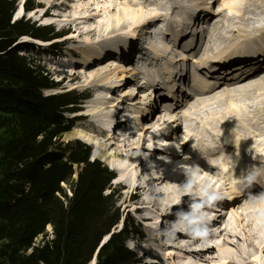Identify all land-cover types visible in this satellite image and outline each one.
Masks as SVG:
<instances>
[{"label":"rangeland","instance_id":"374dc122","mask_svg":"<svg viewBox=\"0 0 264 264\" xmlns=\"http://www.w3.org/2000/svg\"><path fill=\"white\" fill-rule=\"evenodd\" d=\"M17 1L18 0H15V2ZM201 1L202 4H199ZM210 1L211 0H35V2L38 3L41 7L31 11L28 14H25L22 18H18L17 20L21 22L29 21L36 27L49 26L52 30V34H59L61 36L49 42H36L24 36L22 40L27 43L28 47H25L26 49L21 50L19 53L39 60V64L43 66L50 75H57L54 77L51 76V79L54 83L57 84V86L52 90H44L42 92L43 97L56 96L64 93H72L71 95L75 97L87 96L86 99L81 100L78 103V107L73 111H71V109H66L62 112L64 118L70 120L71 124L69 130L61 136L60 141L63 143L79 141L82 143L84 141L77 134H83L85 136L89 135L94 139V141H97V143H99L98 150H100V152H104L105 150L100 148L109 147L108 152L111 151V155H108V160L112 159L113 157L115 161L119 162L121 161L119 160L120 156H130L129 160L124 164L126 166V164L128 163L125 167L127 176L125 177L124 181V183H128V180L133 172L129 171L130 165L134 167L131 162L135 157H138L137 152L146 153L147 150L150 149L148 146L153 144L154 142H157V140H150L152 134L158 133L163 137L166 130L168 129L166 128L167 125H161L160 123H158L159 120H163L162 118H158L156 116L154 119L152 118L149 120L148 123L151 125V128L148 130V132L143 133V131H137L135 133L134 130L135 134H132L129 139V141H132V144H129V141H124L125 144L129 145V147L124 148L121 146L124 143L118 142V145L120 144L118 146L115 142L113 144L112 140H107L105 135H101L99 132H95V130H98L99 126L106 124L107 114H105L104 110V107L106 108L105 102L111 101L113 103L116 100H121L124 93L132 92L131 85L126 87L124 92H121L124 88H119V85H123L125 82L119 83L116 81L115 78L119 76V73L117 72L118 69L123 68L124 73H131V70H133V64L136 63L138 57H141V55L145 56V51H147L148 56L144 57L146 61L153 64L158 63V65L155 69L149 67L145 68L143 70L144 73H152V76L160 78L166 77V75L168 74L177 72V68H174V64L177 65V62L179 61L185 63L186 65H189L191 70V66H193L196 62H199V60L204 59L209 53H211L210 48L213 45V50H215V53L220 56L227 55L234 49L241 47L243 42L237 41L236 37L241 39V35H244L243 33L247 31V25L254 27L253 23L256 22L255 20H258L259 17L261 19L264 18V0H246L245 2L243 1V3L237 2L235 5L230 4V0H219L214 2V8L212 11H210V7H208V14H203V16L200 18L201 21H198L199 25L197 26L196 30L202 32V28L206 26V24H204L206 18L214 16V23L218 22V27H216L217 31L220 30L218 34H213L212 26L208 27L206 29L205 40L202 41L201 44L197 43L196 48L194 49V47H192V49L190 50L189 48L183 46L176 47L174 42L172 43L168 41L169 38L165 39L163 37V30L170 29V40H173L172 34L175 30H179L181 32L180 40L186 38L185 36H183L182 28L190 26L188 24H184L188 21H192V18L189 17V15L192 16V14L196 11V15H194V18L197 20V12H202V10H199L198 7L204 6L205 4L211 5L209 4ZM220 1H222V6H220L219 4ZM159 3H162L163 5L160 6ZM252 3H260L259 6L261 13L260 11L252 13L248 12L247 4ZM129 4L130 7L134 10H137L139 14L142 13V16L138 22H136L134 18L126 19L124 21L119 20L113 21V25L109 29L102 28V24L108 21V13L114 14L116 10L121 12V10H119V7H126ZM232 5L234 7V10H232V12L235 11L236 14L229 12V10L227 9L228 6L231 7ZM45 10H47V16L45 18H40V15ZM154 15H158L159 18H161L163 21L159 19L158 23H152V19L155 18ZM205 15L207 16L206 18L204 17ZM257 15L259 17H256ZM250 16L251 20L247 19L248 17L250 18ZM13 17L12 20L16 21ZM173 17L176 18L169 19ZM177 17L179 18V20ZM260 21L262 22V20ZM231 23L235 27L230 26ZM146 25H149L147 28H152L153 32H155V30H159L160 35L154 36V33L150 34L146 32ZM151 25L153 26L151 27ZM176 25H180V27L175 28ZM117 27L121 29H127V31L124 33L118 32ZM111 29L115 30L111 31ZM232 31H234V34ZM262 32L264 33V31ZM106 33H111L110 35H108V38L103 37V35H105ZM228 35H233V37H231V40L229 39ZM137 36H140L141 38L143 37V43L142 48H140L141 50L136 52L134 50V45L136 43L133 39H136ZM260 37L261 36L257 35V37L254 39L258 40L260 39ZM99 38L100 40L104 39L102 43H97V39ZM144 38L151 39L157 44L159 41H161V46H167V52L161 53L162 51L159 50V59L152 60V58L155 57L152 56L153 50L147 45H144V43L147 41L144 40ZM24 39H26L27 41ZM188 39L193 42L196 38L190 36L188 37ZM178 42H176V44ZM230 42L231 44H229ZM180 43L185 44L183 41H180ZM114 46L120 47L114 48ZM161 49H163V47H161ZM99 51L105 52L106 57L102 56V60L99 59L94 62L89 60L88 63L80 65V62H85L86 60L91 59L92 55L96 54ZM115 52H119V54H116ZM137 53L140 55H138ZM196 53L198 54V56H195ZM158 54L156 55L158 56ZM193 57H195L196 60ZM182 58L184 60H181ZM170 61H173V63H169ZM94 74H98V76L95 78H89L90 75ZM73 75L77 76V78H73ZM105 76H108V78L112 79L111 84L113 86H111V88L109 89L108 94H106V92L104 91L106 85L102 83L101 80ZM261 76L262 77H260V79L256 80L259 82V84L255 82V79H251L252 81H254L256 86L258 85V87H260V89H254V87H252L250 89H244L242 91H233L232 98L228 100L222 99L221 101L223 105H221L220 107L211 104L213 105L211 107H217V115H207L206 112H203L204 109H202L199 112H196L195 115H190L194 118L193 122L197 123L198 127H201L202 123H204L206 119L207 121L208 119H215V121H217L218 119H220V117H230L232 112L245 115L246 113L256 112L261 106L264 107V74ZM60 77H64V79L59 81ZM127 77L128 75L126 74L125 78ZM129 79L131 80L132 77H129ZM84 80H88L87 83L84 84ZM145 83L146 85L151 83L150 79L147 78V81ZM247 85H252V83L245 84L242 87H245ZM142 89L144 90H141V94L133 96L134 98H132V101L138 102L144 95H147V88L143 87ZM136 91L137 90H135L134 93ZM119 94H121V97L119 96ZM117 96H119L120 98H118ZM127 102L128 101L123 100L117 101L116 103H118V105H121L122 107H128L129 105ZM225 102L226 104H224ZM260 103L263 105H261ZM96 106H102L103 108L101 111L94 113V115L97 116L96 120L91 121L89 116H87L86 119H75V117H79V115L84 114V111L86 109L94 108ZM255 107L257 108L254 111L253 109ZM197 114L199 115L200 119H197ZM133 116L130 117V122H132V124L136 122V117L133 120ZM135 116H138V114L136 113ZM170 116V121L173 117L174 119H176L177 117V115ZM165 118L169 117L165 116ZM253 120H256V123H258V116H254ZM143 123H145V120H143ZM219 123L220 121L216 122L217 125H219ZM167 124H171V122H168ZM205 125L210 126L207 125V123L203 124V126ZM194 127H196L194 123L188 124V132H194ZM244 128H246L247 131L249 129V127L247 126H245ZM256 129H258V133L261 134L258 138L260 141L258 145L259 147L263 146L264 148V144L262 143L264 142V131L260 130L258 128V125ZM176 131L179 132V130ZM181 133H183V130H181ZM86 145L90 148L89 160L93 161L92 152L95 148L97 149V146H95L94 143L92 145ZM188 149L190 151L191 147H188ZM94 160H98L99 162H101L110 172L114 174V178L115 176L117 177L118 171L115 168H111L108 162L103 160L102 157L96 156L94 157ZM125 161L126 160H123V162ZM170 165L171 163L168 162L167 168H171ZM226 165L227 164L223 163V166ZM236 166L239 167L238 164H236ZM165 167L166 166L162 165L160 166L159 170L162 172L164 171ZM261 167H263V165H261ZM259 168L260 166H258L256 163H252L249 167V170H259ZM141 169L142 167L134 169L135 173L137 174L135 178V185H137L139 180H141L142 178V176L139 175ZM121 170H123V168ZM161 172H159V176H161L160 181L164 183L162 187H158L157 189H155L160 193L157 198L151 195H148L146 197L145 191H134V185H131V188H128V186L119 187L115 179H113L109 183L110 187L104 193L108 194L110 190L114 191L113 200L116 201L115 208L118 209V213L120 214L117 227L115 229H112V231L116 232L120 230L122 228V222L130 221L133 224V228L131 229H134L135 232L132 235L131 233H129L128 235V247L132 249L137 258L140 259L139 264H193L197 261H200V264H211L210 260L215 261L214 264H217L219 260L217 259L216 249L219 246L226 248L231 253V257H229L225 262L222 261V263L220 264H264V237L260 239V236L257 233L258 228H261V235L264 236V209L259 211L252 208L255 207L257 202L264 201V199L244 203L245 206L249 207L246 208V210L240 208L238 209L237 216H241L242 220H240L241 222L236 227L232 222L234 226H232L233 231H231L229 238L225 234L224 230L220 234H218V238L211 239L215 235L212 234L211 237H208L210 239H204L205 241L209 242L206 245V250L202 251V256L200 253V259L192 257L191 255L181 253L180 250L174 248L169 249V247H166V240L171 237H166L168 234H166L165 229H161L159 227L154 228L151 219L161 216L162 213H164L163 211L165 210L166 213H169L168 216L173 221L177 219L175 220L177 227L185 229L187 224L192 223L196 218L194 215H185V211L190 209V205L192 203H202V205L206 207L207 202H205L203 199H184L183 195L190 186L188 185V183L191 180V177L183 176L179 180V182L172 188V190H169V185L166 183L169 181V177H167L168 175L165 176V174ZM209 172L211 174H208L209 177H219L221 182L224 184L223 189L219 192L221 195H225L226 193L231 194L234 191L233 186L229 184V182L227 181V177L225 176L223 171ZM243 173V170H240L234 174L232 172L233 176L231 178L233 180L238 179L239 177L241 178ZM253 174L257 179L259 178V172ZM73 178H76V174L73 176ZM167 189L168 193L165 194L164 192ZM198 192L196 193L193 188L194 194H199ZM132 194L137 195L136 198L138 201L136 202V205H132V203L129 201V196ZM178 195H180L179 198L177 197ZM174 201L177 202L174 204ZM154 202L159 203L161 206H159L158 208H153L151 204ZM233 205L236 206L235 202H233L231 205H227V207ZM147 206L148 208H146ZM171 206H174V209L172 211H169L168 209L171 208ZM136 207H139V210L135 211ZM179 213H181L183 215V218H185L184 220L181 219L182 223H179ZM190 216H193V218L189 221ZM148 217L152 218L149 220ZM143 219L145 220V222L143 221ZM159 220L160 218L157 219V222H159ZM182 224H185V226H182ZM150 227L153 228L150 229ZM129 231L131 232L132 230H130L129 228ZM46 232L50 234V231L47 229V227ZM204 233L205 232H202L201 235H203ZM206 234L208 235L209 232L206 231ZM106 239L107 237L104 238L105 241ZM40 240L41 237L36 240V243H38ZM185 244V241L181 239L178 246L185 248ZM136 245L137 248H135ZM167 251L170 253H167ZM144 253L145 257L142 258V255ZM180 256H183V258L179 259V261H184L182 263L177 261V257ZM184 257L188 258L186 262L185 260H183Z\"/></svg>","mask_w":264,"mask_h":264},{"label":"trees","instance_id":"16d2710c","mask_svg":"<svg viewBox=\"0 0 264 264\" xmlns=\"http://www.w3.org/2000/svg\"><path fill=\"white\" fill-rule=\"evenodd\" d=\"M15 4L0 0V264H87L96 249L95 264L140 263L127 246L133 224L112 231L120 214L114 191L104 193L114 174L89 160L84 143L60 141L71 124L62 112L87 96L43 97L57 84L39 60L19 53L28 47L24 36L49 42L61 35L13 21ZM40 7L25 0L23 11Z\"/></svg>","mask_w":264,"mask_h":264},{"label":"bare ground","instance_id":"6f19581e","mask_svg":"<svg viewBox=\"0 0 264 264\" xmlns=\"http://www.w3.org/2000/svg\"><path fill=\"white\" fill-rule=\"evenodd\" d=\"M23 0H20V3ZM219 1V0H211L209 4L211 5H207L205 4L204 6L198 7L199 10H202V12H197V21H201V17L203 16V14H208L207 10H209L208 7H210V11L213 10L214 6V2ZM243 1L245 2L246 0H230L229 3L235 5L237 2L239 3H243ZM234 2V3H233ZM202 4V1L199 3ZM220 6H222V1L219 2ZM160 6H162V3H159ZM207 5V6H206ZM233 5L230 7L228 6L227 9L229 10V12H232V10H234ZM260 3H252V4H247V8H248V12L252 13V12H258L260 11ZM219 7V6H218ZM121 10V12H119L118 10H116V12L114 14L112 13H108V21L104 24H102V28L103 29H109L112 25H113V21H119V20H126V19H132L134 18V20L136 22L139 21V19L142 16V13L139 14L137 12V10H134L130 7V4L127 5L126 7H119ZM197 8V9H198ZM118 9V8H115ZM204 11V12H203ZM30 13V12H29ZM155 13V12H154ZM153 13V14H154ZM196 11L191 15H189V17H191L194 20V15ZM234 14H236V12H232ZM261 13V11H260ZM22 14V9L20 7H17L16 11L14 12V19H18L20 17V15ZM47 10H45L42 13L41 18H45L47 16ZM58 14V13H57ZM210 14V12H209ZM204 16L205 18L207 16ZM220 15V14H218ZM217 15V16H218ZM259 15V13H258ZM256 17H259V16ZM155 18L152 19V23L155 24L158 23V20L160 19L161 21H163L161 18H159L158 15H154ZM153 16V17H154ZM176 18V17H175ZM173 18H169V19H175ZM178 18V17H177ZM208 22H207V28L212 26V30H213V34H218L217 28L218 27V22L214 23V16H210L207 18ZM247 19L251 20V16L250 18L248 17ZM179 20V18H178ZM254 20V19H253ZM262 20V22L260 21ZM168 21V20H167ZM204 21V20H203ZM256 22L253 23L254 27L247 25V31H245L243 34L241 35V39L237 38V41L243 42V44L241 45V47H238L237 49H234L233 51L229 52L227 55L224 56H220L218 54L215 53V50H213L214 45L212 46L211 49V53H209L205 58H207V64H210L209 60L213 59L215 60L214 62H217L218 65H221L224 71H222L221 75H224V79H223V83L224 82H229L228 80H226V77L231 76L232 74L236 73V71H241L242 70V66L241 65H231L230 63L233 61L238 62L239 60H242L244 56H247L251 53H253L254 51H264V33L262 31H264V18L261 19L259 17L258 20H255ZM195 22V21H193ZM236 25V23H235ZM104 26V27H103ZM149 25L145 26L146 31H148L147 27ZM153 25H151L152 27ZM178 25H176L177 27ZM230 26H234L232 25V23L230 24ZM175 27V26H172ZM180 27V26H179ZM235 27V26H234ZM118 28V32H126L127 29H121L119 27ZM115 28V29H117ZM115 29H111L115 30ZM195 29L197 30V27H195ZM205 29L202 28V30ZM235 29V28H234ZM116 32V33H118ZM199 32V31H197ZM234 34V31H232ZM262 32V33H261ZM180 31L179 30H175L174 33L172 34L173 37V42L176 44V42H178L181 38L180 36ZM183 36H185L186 38L181 39L180 41H183L185 44H188L189 46H191L189 48V50L192 47H196L197 43L199 42V38L197 37L196 39H194V41H190L188 39V33L187 32H183ZM111 33H106L105 35H103L104 38H108ZM158 32H155L154 36H157ZM255 35V36H254ZM258 36H261L260 39H254ZM229 39L231 40L230 35H228ZM116 38V37H114ZM26 40V39H24ZM104 39H97V43H102ZM135 40V45H134V50L140 51L142 48V43H143V37L141 38L140 36H137ZM27 41V40H26ZM36 42H40L35 40ZM180 41L177 44H180ZM110 43V42H109ZM160 44L161 41L157 43L153 42L151 39H148L144 45H147L149 48H151L153 50L152 56H155L152 58V60H157L159 59L160 55L158 54L159 50L162 51L161 53H166L167 52V46H161ZM231 44V42L229 43ZM173 46V45H172ZM120 46H114V48H118ZM161 47H163V49H161ZM134 51V52H135ZM135 52V53H136ZM147 54V51H145ZM116 54H119V52H115ZM140 53V52H139ZM138 54V53H137ZM158 54V56L156 55ZM140 55V54H138ZM102 56L106 57V53L99 51L96 54L92 55V58L94 59H88L85 62H80L81 64H85L88 63L89 60L94 62L96 60H99L102 58ZM147 56V55H146ZM144 55H141V57H138V60L143 59L142 57H146ZM195 56H198V54H196ZM89 58V57H87ZM195 60L196 58L193 57ZM102 60V59H101ZM100 60V61H101ZM162 60V59H161ZM181 60H184L183 58ZM202 63V66L199 70L204 71L206 70L208 66L204 67L203 64V59L199 60ZM141 62V61H138ZM161 62V61H160ZM225 62H228L227 65H224ZM215 66V65H214ZM247 66V65H246ZM204 67V68H202ZM228 68V69H227ZM245 68V67H244ZM233 69V71L231 70ZM246 72L249 71V69L245 70ZM242 72V74L245 73ZM119 76H117L115 79L117 82L119 83H123L125 82L123 85H119V88H124L122 89L121 92H124L126 87H128L129 85L132 86V92L131 93H124L122 95L121 100H116L115 102H111V101H106L105 102V106L104 110H105V114H107V121L106 123H108V131H111V133H114V135L116 136H110L108 138H106L107 140L110 139L114 142L117 143H124L128 142L130 139V136L132 134H135L137 131H143L144 132H148V130L151 128V125L148 123L150 118H148L146 115V113L149 111L147 104H150L152 106H154V110L151 113H156L155 115L158 118H162L165 119V121H159L158 123H160L161 125H167V129L164 136L162 137L161 134H152V136L150 137V140H157V142L149 145L148 147L150 149L147 150V152H137L138 153V157L134 158L135 163L137 164V167L134 168L132 166H130L129 171H133L132 175L130 176L128 183H124L125 181V177L126 172H125V167L124 165L130 158V156H120L121 161H115V159H109L108 160V155H111V151L108 152V148L103 147L100 149H105L107 151L104 150V152H100V150H98L99 147V143H97V141H94L93 138H91L89 135L85 136L83 134H77L83 141L85 144H95V146H97V149L95 148L94 151L92 152V158L94 159V157L96 156H100L102 157L103 160H105L106 162H108L109 166L111 168H115L118 173H117V177L115 176V181L118 183V186H128V188H131V185H135L136 182V173L134 169H137L139 167H142L141 171L139 172V175L142 176V183L141 186L143 188V190H145V195L146 197L148 195L151 196H155V198L158 197V195H160L159 192H157L158 187H162L163 183L160 181L161 176H159V172H161L157 166L158 165H164L166 166L164 171L165 176L168 175L167 177H169V181L166 182L169 186L168 189L172 190V188L179 182V180L183 177V176H189L191 177V180L189 181L188 185H190L188 187V189L186 190V192L184 193L183 197L184 199H190L193 200H200V199H206V202L208 203L207 206H210L209 204L210 202V195L212 196H216L219 194V191L223 189L224 184L221 182L220 178L218 177H209L208 174H210L209 171L210 168L212 169H221V165L217 164L216 162H221L224 164H227L226 167L230 168L228 166V164L231 163H236L239 164V167L241 168L243 165V162H250L251 159L250 157L252 156V161H256V163H258V161L256 160L255 155H253V152L256 153H261L263 156V161H264V148L263 146L259 147L258 144H255L254 147L250 146V134L253 135V133H256L259 135H261L260 133H258V129L257 128V124L256 120L254 119V116H258V120L259 122H264V107H259V109L254 112V113H246L244 114H237L236 112H232L231 116L228 118H224V117H220V119H218L217 121H215V119H207L204 121V123H202L201 127H198V124L193 122L191 119L193 117H191L190 115H195L196 112H199L200 110L204 109L203 112H206L207 115L213 116V115H217V107H220L221 105H223L222 103V99L228 100L230 98H232L233 96V91L237 92V91H242V90H246V89H250L252 87H254V89H260V87H258V85L256 86V84L254 83V81H252L251 79H245L244 82L241 83V81L239 80V82H230V84L228 83H224V84H228L227 87H222V88H218V87H213L211 88V86H221L219 84H222V82H218L217 77L220 76V74H215L214 72L211 70H208L206 72V74L211 75L212 77H208V75H203L200 73V71H198L199 74H196L194 72L193 69H185V75L189 74V78H187L188 80H190V78L192 77V83H193V87L187 86V91H185L186 88V84L187 83H183L182 88L180 90V92L182 94H184L185 96L188 95L189 92H196L193 94H190L192 96V98L184 103L183 105V100L181 99L182 96L180 95H176V89L173 85H175V83H177V80H175V82L173 83V85H171L167 91H162L166 94L168 97H170L168 100L167 99H163V101L156 103L155 99H145L146 95H144L142 98L144 99V101L142 102L143 105L140 106V101L135 102L132 101L133 94L134 91L136 90V88L140 85H143L144 82H146L147 78L152 76V73H144L142 74V72H137L134 70H131V73H124L123 68H119L118 71ZM126 74L128 75L127 78ZM141 75V76H140ZM98 74H94V75H90L89 78H95L97 77ZM129 77L134 78L132 81L129 79ZM260 77H256L253 78L255 79V82L259 84L258 79H260ZM73 78H77V76L73 75ZM174 78L173 74H168L166 75V77H155L153 76L150 79V82L155 84L157 82L163 83L165 85L168 84H172L171 79ZM184 78H186V76H184ZM161 79H166V81H159ZM182 79V77L180 78ZM102 83H104L106 86L104 88V91L106 92V94H108L109 89L111 88V86H113L111 84V78H108V76L103 77L102 79ZM135 80V81H134ZM88 80H84V84L87 83ZM250 84L252 83V85H247L245 87V84ZM224 86V85H222ZM173 87V88H172ZM163 88H165V86H163ZM179 89V88H178ZM158 92H161V90H158ZM145 94V93H143ZM121 94H119L120 96ZM119 96H117L118 98H120ZM148 97V96H147ZM166 98V97H165ZM126 100L128 101V107L124 106L122 107L121 105H118V103H116L117 101H123ZM167 100V101H166ZM170 103H169V102ZM192 101V102H191ZM135 102V103H134ZM232 102V101H229ZM228 102V103H229ZM264 103V102H263ZM211 104L216 105V108H213L211 106ZM226 104V102L224 103ZM261 104V103H260ZM263 105V104H261ZM150 106V107H152ZM167 106V109H166ZM257 107H255L253 110L255 111ZM103 108L102 106H96L94 108H90V109H86L84 111V116H89L91 121H94L97 119V116L94 115V113H97L98 111H101ZM213 109V110H212ZM143 111V112H142ZM150 112V111H149ZM202 112V111H201ZM138 113V116H135V114ZM140 113H142V115H140ZM150 113V114H151ZM174 113V114H172ZM133 114V115H131ZM163 114V116L161 115ZM171 115H177L176 119H174V117L172 118V120L170 121ZM153 115L152 118L154 119L156 116ZM161 115V116H160ZM168 116L169 118H165V116ZM133 116V120L136 117V122H134L132 124V122H130V117ZM216 118V117H215ZM80 119H86V118H80ZM197 119L199 118V115L197 114ZM143 120H145V123H143ZM153 121V120H152ZM219 125L216 124V122H219ZM142 122V124H141ZM168 122H171V124H167ZM194 123L196 125V127H194V132H188V124H192ZM210 125V126H203V124ZM104 126V125H102ZM101 126V127H102ZM245 126L249 127L248 131L246 130V128H244ZM169 127V128H168ZM260 128V130L264 131V128H262V126H258ZM176 129H179V132L176 131ZM135 130V133H134ZM181 130H183V133H181ZM186 130V131H185ZM95 132H99L98 130H95ZM253 132V133H251ZM181 134V136H180ZM256 139V137H255ZM110 144V143H109ZM129 144H132V141H129ZM120 145V144H119ZM118 145V146H119ZM178 145H182L183 148H186L187 154L185 155V153L180 156L178 159H172L170 160L169 158L172 157V153L174 150V147L178 148ZM123 148L124 147H129L128 144H123L121 145ZM187 147H191V150L189 151L187 149ZM158 148V149H156ZM166 149V150H164ZM193 149V150H192ZM154 150H159L157 152L154 153H158L160 156L159 158L162 159L159 161V159H157L159 162L157 163L155 155L153 154ZM149 151V152H148ZM152 151V152H151ZM167 151V152H166ZM171 154V155H170ZM178 155V154H177ZM125 157V158H124ZM124 158V159H123ZM212 159H214L215 161H212ZM259 161H261V158H258ZM123 160H126L125 162H123ZM171 163L170 167L171 168H167V163ZM261 163H259L258 165H260ZM123 168V170H121ZM148 168H151L152 171L151 172L154 178H151L149 172H147ZM164 171H162L161 173H163ZM138 172V171H137ZM229 171H227V173H224L226 176L229 177L228 175ZM263 173H264V169H263ZM262 173V174H263ZM211 175V174H210ZM193 177V178H192ZM158 178V179H157ZM247 180V179H246ZM154 181H156L155 183H153ZM193 183V184H192ZM264 184H261V186H263ZM193 188L196 191V193L198 192L199 194H194L193 193ZM140 187L137 186V188L135 189L136 192L140 191ZM168 189L164 192L165 194L168 193ZM150 191H152L150 193ZM186 194V195H185ZM136 194H132L131 197H136ZM178 198L180 197V195L177 196ZM231 197V198H230ZM222 199H226V200H230V199H234L235 195L233 193L228 194L226 193L224 196H221ZM217 201H218V197H216ZM264 199V198H263ZM253 200V199H252ZM177 201H174L173 203L175 204ZM150 203V202H149ZM233 203V202H232ZM232 203H228V205H231ZM147 204V203H144ZM194 203H192L191 205H193ZM239 204V203H237ZM150 205V204H148ZM151 206L153 208H158L159 206H161L159 203H152ZM239 207L236 208V206H228V210H227V214L228 218L227 221L223 222L224 226H225V234L228 236V238L230 237V233L231 231H233L232 226L235 225L238 226V224L241 222L240 220H242L241 216H237L238 214V209H244L246 210V208H249L247 206H245L244 204L240 207V205H238ZM198 207H203L202 203H199ZM148 208V206L146 207ZM253 209H257L259 211L264 209V201H259L256 203L255 207H252ZM174 209V206H171V208H169V211H172ZM197 210H201V209H195L193 210L194 212H196ZM164 213H166V211H163ZM151 215V214H150ZM186 215V214H185ZM195 217L197 215H194ZM152 218V217H150ZM189 221L193 218V216L189 217ZM197 219V217L195 218V220ZM143 221L145 222V220L143 219ZM152 221V219H151ZM175 221V220H174ZM186 221V220H185ZM188 221V222H189ZM233 222V224H232ZM179 223H182L181 221H179ZM184 223V221H183ZM186 224V223H185ZM185 224H182V226ZM153 227H150V229H152ZM47 229L50 231V227L47 226ZM223 230V231H224ZM153 231V230H152ZM189 227H186L185 232L183 233V236L188 235L189 233ZM261 228H258V235L260 236V239H262L264 236L261 235ZM209 234L208 235H212L215 234L213 236V238L211 239H215L218 238L219 235H216L218 233V229L217 226H214L213 224L210 225L209 229H208ZM170 235V234H169ZM107 236H104L103 238H106ZM195 239V240H194ZM193 239V241L190 243L189 248L192 251L191 256L200 259V253L202 256V250L206 247L207 243L209 241H205L204 239H210V238H202V240H200L199 238L195 237ZM264 239V238H263ZM216 241V240H215ZM214 242V240H213ZM264 246V243H263ZM170 249V248H169ZM240 250V249H239ZM180 252V251H179ZM167 253H170L167 251ZM183 253V252H181ZM216 254H217V259L219 260L217 264H220L225 261L228 260L229 257H231V253L224 247H217L216 249ZM169 255V254H168ZM166 255V256H168ZM187 255V254H186ZM145 257V253L142 255V258ZM180 258H183V256L177 257V261H179ZM185 262L188 260L187 257H184ZM180 263L184 262L182 260L179 261ZM211 264H214L215 261L210 260ZM160 263V262H159ZM93 264V263H92ZM161 264V263H160ZM193 264H200V261H197L196 263Z\"/></svg>","mask_w":264,"mask_h":264},{"label":"water","instance_id":"95a60500","mask_svg":"<svg viewBox=\"0 0 264 264\" xmlns=\"http://www.w3.org/2000/svg\"><path fill=\"white\" fill-rule=\"evenodd\" d=\"M15 20H16V19H15ZM105 242H106V241L104 240V238L101 239V243L99 244V247H100L101 245H103ZM97 251H98V249H96V251H94L93 255L91 256L90 261H89L87 264H92V263L95 264V262H96Z\"/></svg>","mask_w":264,"mask_h":264}]
</instances>
